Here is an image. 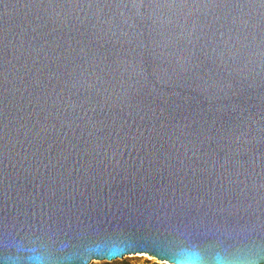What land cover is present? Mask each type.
<instances>
[{"label":"water","instance_id":"obj_1","mask_svg":"<svg viewBox=\"0 0 264 264\" xmlns=\"http://www.w3.org/2000/svg\"><path fill=\"white\" fill-rule=\"evenodd\" d=\"M18 244L264 264V0H0V264Z\"/></svg>","mask_w":264,"mask_h":264},{"label":"clouds","instance_id":"obj_2","mask_svg":"<svg viewBox=\"0 0 264 264\" xmlns=\"http://www.w3.org/2000/svg\"><path fill=\"white\" fill-rule=\"evenodd\" d=\"M15 249L18 253L25 254L27 264H48L47 257L36 248H24L18 244ZM169 256L170 258L161 261V264H253L249 255L241 251H215L206 258L196 247H182L172 251ZM10 264H15V257L11 259Z\"/></svg>","mask_w":264,"mask_h":264},{"label":"rangeland","instance_id":"obj_3","mask_svg":"<svg viewBox=\"0 0 264 264\" xmlns=\"http://www.w3.org/2000/svg\"><path fill=\"white\" fill-rule=\"evenodd\" d=\"M90 264H161V262L146 254H137L113 261H92Z\"/></svg>","mask_w":264,"mask_h":264},{"label":"snow or ice","instance_id":"obj_4","mask_svg":"<svg viewBox=\"0 0 264 264\" xmlns=\"http://www.w3.org/2000/svg\"><path fill=\"white\" fill-rule=\"evenodd\" d=\"M92 251H93V252H97V250H95V249H94V250H92ZM105 254H108V252L106 251V252H105Z\"/></svg>","mask_w":264,"mask_h":264}]
</instances>
